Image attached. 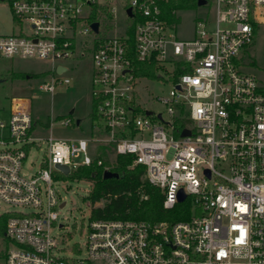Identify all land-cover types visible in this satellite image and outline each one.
Instances as JSON below:
<instances>
[{
  "label": "built area",
  "instance_id": "2783aa9c",
  "mask_svg": "<svg viewBox=\"0 0 264 264\" xmlns=\"http://www.w3.org/2000/svg\"><path fill=\"white\" fill-rule=\"evenodd\" d=\"M169 1L9 0L17 31L0 36V57L51 62L36 86L50 93L70 83V68L56 61L89 59L95 117L87 138H48L29 176L22 167L37 147L36 124L28 99L11 98L8 123L0 121V199L36 212H5L0 264H264V86L244 59L264 24V0H213L215 17L195 16L190 38L177 28L190 8L172 9L170 20ZM137 62L154 63V79L171 84L156 97L167 118L147 106L154 79L137 75ZM102 153L113 163L131 156L165 194L163 208L187 201L189 216L89 218L83 244L60 245L52 228L65 201L56 186L80 166L102 164Z\"/></svg>",
  "mask_w": 264,
  "mask_h": 264
},
{
  "label": "rangeland",
  "instance_id": "374dc122",
  "mask_svg": "<svg viewBox=\"0 0 264 264\" xmlns=\"http://www.w3.org/2000/svg\"><path fill=\"white\" fill-rule=\"evenodd\" d=\"M209 0V6L198 8L196 5L186 11H179L181 21L178 23V34L182 38H190L194 34V18L215 17V5ZM9 0H0V36L16 33ZM245 56L246 71L251 72L264 86V24L256 27L253 43L248 47ZM56 64L69 67L64 77L69 84L58 85L52 92H43L36 87L41 81L49 78L51 62L37 58H1L0 57V121L8 123L12 97H25L29 101V108L35 126L34 136L38 138L37 147L31 149L22 172L32 175L40 168L41 159L47 148L48 138H87L92 130L90 114L92 113L91 95V62L85 58L79 61L59 60ZM30 79H26V75ZM149 100L147 106L156 113L161 112L166 118L167 109L156 97H165L171 88L170 83H161L157 79L148 82ZM71 118L73 125L65 127L59 124V119ZM53 123L50 126V121ZM80 124L76 125V121ZM109 165H113L115 156L106 157ZM59 190L65 204L56 208L58 217L52 232L58 235L60 245L68 250L75 243L83 244L89 223L90 205L86 200L91 186L85 180L67 179L59 183ZM15 212H36L31 207L11 205L0 199V214ZM62 227H59V225ZM4 239L0 238V247H4ZM69 255V252H66Z\"/></svg>",
  "mask_w": 264,
  "mask_h": 264
},
{
  "label": "trees",
  "instance_id": "16d2710c",
  "mask_svg": "<svg viewBox=\"0 0 264 264\" xmlns=\"http://www.w3.org/2000/svg\"><path fill=\"white\" fill-rule=\"evenodd\" d=\"M196 0H171L163 3L167 17L174 19L172 9L193 8ZM137 75H147L154 79L158 76V69L154 63L137 62ZM181 72L178 71L177 75ZM95 117L94 112L90 114ZM102 164L96 162L88 166H80L66 177L90 182L91 189L86 196L90 205V219H130L147 222L162 220L176 221L184 219L190 214L187 201L178 203L173 209L163 208L165 194L148 182L145 178V168L142 165L131 166V156L117 155L115 163L109 165L105 159ZM108 168L117 177L104 178V171ZM9 214H0V238L5 239V226Z\"/></svg>",
  "mask_w": 264,
  "mask_h": 264
},
{
  "label": "water",
  "instance_id": "95a60500",
  "mask_svg": "<svg viewBox=\"0 0 264 264\" xmlns=\"http://www.w3.org/2000/svg\"><path fill=\"white\" fill-rule=\"evenodd\" d=\"M203 3H205V0H199V4H203ZM128 12H129V14L131 15V13H130V9H128ZM92 28L96 31L97 28H98V24H97V23H93V24H92ZM58 70H60V68H59ZM79 122H80V121L77 120V121H76V125H78ZM189 133H190V131H189V130H186V131H184L183 135H187V134H189ZM56 167H57L58 169H60L62 172H64L65 174L68 173V167L65 166V165L57 164ZM117 176H118V175H117L116 173H113V172H111L110 170H105V171H104V178L117 177ZM185 197H186V195L184 194V192H181V193H180V196H179V200H180V201H183V200L185 199Z\"/></svg>",
  "mask_w": 264,
  "mask_h": 264
},
{
  "label": "crops",
  "instance_id": "0c3cea01",
  "mask_svg": "<svg viewBox=\"0 0 264 264\" xmlns=\"http://www.w3.org/2000/svg\"><path fill=\"white\" fill-rule=\"evenodd\" d=\"M79 121H80V120H79ZM79 124H80V122H79ZM79 124H78V125H79Z\"/></svg>",
  "mask_w": 264,
  "mask_h": 264
}]
</instances>
